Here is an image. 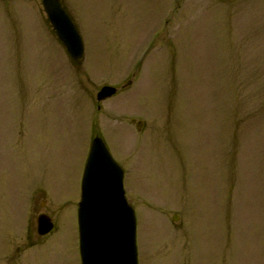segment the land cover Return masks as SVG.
<instances>
[{
	"label": "rangeland",
	"instance_id": "obj_1",
	"mask_svg": "<svg viewBox=\"0 0 264 264\" xmlns=\"http://www.w3.org/2000/svg\"><path fill=\"white\" fill-rule=\"evenodd\" d=\"M61 1L80 65L41 0H0V264H80L95 134L124 169L138 264H264V0Z\"/></svg>",
	"mask_w": 264,
	"mask_h": 264
},
{
	"label": "water",
	"instance_id": "obj_2",
	"mask_svg": "<svg viewBox=\"0 0 264 264\" xmlns=\"http://www.w3.org/2000/svg\"><path fill=\"white\" fill-rule=\"evenodd\" d=\"M43 9L59 40L74 60L83 54L82 40L59 0H43ZM115 93L104 86L101 101ZM39 234L52 229L44 215ZM79 246L82 264H137L135 216L123 190V170L113 160L103 140L95 137L85 165L78 207Z\"/></svg>",
	"mask_w": 264,
	"mask_h": 264
}]
</instances>
